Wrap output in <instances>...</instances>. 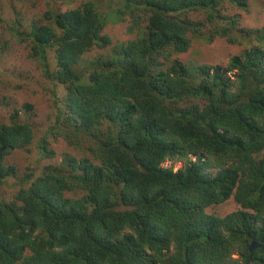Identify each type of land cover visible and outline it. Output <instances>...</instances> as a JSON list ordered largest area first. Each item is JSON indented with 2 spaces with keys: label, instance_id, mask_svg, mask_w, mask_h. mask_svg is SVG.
I'll return each mask as SVG.
<instances>
[{
  "label": "trees",
  "instance_id": "obj_1",
  "mask_svg": "<svg viewBox=\"0 0 264 264\" xmlns=\"http://www.w3.org/2000/svg\"><path fill=\"white\" fill-rule=\"evenodd\" d=\"M95 1L8 26L65 90L35 147L52 158L54 134L83 153L20 174L6 157L35 143L33 103L0 121V264H264V29L240 25L252 0ZM118 16L135 38L105 33ZM193 36L246 45L226 64L172 58Z\"/></svg>",
  "mask_w": 264,
  "mask_h": 264
},
{
  "label": "rangeland",
  "instance_id": "obj_2",
  "mask_svg": "<svg viewBox=\"0 0 264 264\" xmlns=\"http://www.w3.org/2000/svg\"><path fill=\"white\" fill-rule=\"evenodd\" d=\"M83 1L85 0H0V121L10 122L14 109L16 107L22 109L21 106L24 102H31L34 105L33 116L29 119L33 125L35 124V143L29 147V150L18 149L6 157L7 163H14L20 174L30 168L39 174L44 165L49 163L60 165L66 155H81L83 151L70 144L67 139L54 134L48 137L49 148L55 151L52 158H43L35 147L47 127L53 124L54 117L51 113L54 111V105L51 93L53 91L63 93L65 90L60 85L53 87L50 81L43 76L38 61L29 56V49L24 43L13 39L8 26L16 24L21 31H29V26L39 20L45 10L52 8L57 11L65 10ZM95 2L100 3L106 10L110 0ZM241 14V26L247 29H264V0H252L249 11H241ZM191 17L194 20H203L204 15L198 13ZM18 19H22L21 24L18 23ZM128 26L127 18L120 21L118 16L114 20H110L105 28V33L110 34L115 43L127 41L138 35V33L130 31ZM205 29L208 28L205 27ZM245 45L246 43L244 45L231 44L225 37H215L214 40L208 42L202 37L193 36L189 49L184 53L174 54L172 58H178L186 63L226 64L230 57L240 53ZM98 52L100 50H95L87 55L93 57ZM50 61L55 64V51L50 52ZM12 84H20V86L11 88ZM7 96H10L11 99ZM7 100H11V103H8ZM26 117L27 114L22 109L19 120L24 121ZM192 158L196 159L195 156ZM164 165L179 169L184 165V161L167 160ZM18 181L8 179V183L3 185L5 195L11 197L12 193L18 189V186H14ZM235 207V201L230 199L220 205L209 207L208 211L225 214ZM233 256L237 258L239 255L236 253Z\"/></svg>",
  "mask_w": 264,
  "mask_h": 264
},
{
  "label": "water",
  "instance_id": "obj_3",
  "mask_svg": "<svg viewBox=\"0 0 264 264\" xmlns=\"http://www.w3.org/2000/svg\"><path fill=\"white\" fill-rule=\"evenodd\" d=\"M260 245V242L259 241H253L251 243V246H250V249L253 250L255 249L256 247H258Z\"/></svg>",
  "mask_w": 264,
  "mask_h": 264
},
{
  "label": "clouds",
  "instance_id": "obj_4",
  "mask_svg": "<svg viewBox=\"0 0 264 264\" xmlns=\"http://www.w3.org/2000/svg\"><path fill=\"white\" fill-rule=\"evenodd\" d=\"M86 1H88V0H85V1H83V2H86ZM83 2H81V3H79V4H77V5H75V6H71V7H77V6H79L80 4H82ZM71 7H68V8H71ZM67 8V9H68ZM66 10V9H65ZM60 11H64V10H60ZM15 25V24H14ZM20 30V29H19Z\"/></svg>",
  "mask_w": 264,
  "mask_h": 264
}]
</instances>
